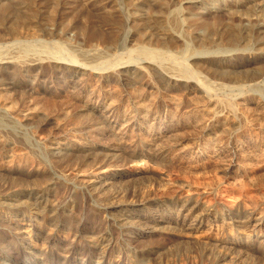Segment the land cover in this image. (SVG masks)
<instances>
[{
  "label": "rangeland",
  "instance_id": "374dc122",
  "mask_svg": "<svg viewBox=\"0 0 264 264\" xmlns=\"http://www.w3.org/2000/svg\"><path fill=\"white\" fill-rule=\"evenodd\" d=\"M106 2L113 5L102 15L88 9L84 0H0V53L13 57V63L0 67V193L30 184L49 185L48 198L57 211L50 227L64 231L54 238L46 233L49 209L42 205L39 211L0 197L6 199L0 204V264H264V225L255 230V221L242 226L230 218L241 209L264 216V49H254L252 39L240 34L254 24L255 14L264 17V1L102 3ZM170 10L183 21L177 31L166 22ZM11 27L29 30L30 37L14 40ZM145 50L153 60L149 75L132 69L136 78L132 82L116 75L120 66L142 64ZM52 56L64 58V63H82L92 71L74 75L64 64L45 62ZM34 57L44 60L29 65ZM170 65L182 71L192 65L198 86L169 85L157 66ZM102 68L109 72L103 78L95 73ZM249 92L257 101L239 102ZM87 95L95 102L100 97L113 102L122 119L124 112L131 111V100L166 116L171 128L160 143L168 152L147 153L135 129L128 131L125 142L117 141L124 121L108 130L105 107L84 109ZM207 98L219 101L226 110L228 130L215 126L203 137L219 134L212 147L217 152L174 154L177 140L200 136L199 124L210 122ZM237 102L241 106L234 105ZM232 126L241 130L236 136L246 141L234 156L229 146L235 138L228 135ZM59 140L67 148L62 144L61 155H51L49 147ZM90 177L106 190L102 202L110 195L128 202L135 193L134 199L137 194L136 200L154 204L153 208L136 206L130 218L134 225L119 228L107 210L82 191V180ZM105 179L111 183L104 184ZM23 196L26 201L28 195ZM182 203L214 209L216 217L211 216L198 232L179 229L176 221ZM146 213L162 215L170 226L145 230L146 216L139 214ZM26 223H34L32 234L40 244L33 254L22 248L17 234L10 233V228L18 225L21 230ZM152 247L158 253H148L152 259L147 261L143 250Z\"/></svg>",
  "mask_w": 264,
  "mask_h": 264
},
{
  "label": "bare ground",
  "instance_id": "6f19581e",
  "mask_svg": "<svg viewBox=\"0 0 264 264\" xmlns=\"http://www.w3.org/2000/svg\"><path fill=\"white\" fill-rule=\"evenodd\" d=\"M101 1L103 2L104 0H84V4H85V6L88 9L95 10V14H96V12H98V13H100V12L105 13V11H109L110 10L109 9V6L112 8V5L113 4H111V2H106V4H104ZM105 1H107V0H105ZM183 1L195 2V1H200V0H183ZM260 1H264V0H260ZM259 3H261V2H259ZM108 4H110V5H108ZM261 10L262 9L256 10L257 11L256 13H258ZM100 14H102V13H100ZM255 15H256V17L254 18L255 19L254 24L251 25V27L243 28L240 31V34L242 36H245V37H250L252 39V42H253V45H254L253 46L254 49H256L255 47L257 46L258 47V50L260 51V50H263L264 49V45H263L264 44V17L262 18V16L260 17L257 14H255ZM140 16L143 17L142 14H139V17ZM159 18L160 17H157V23H158ZM258 18H262V21L261 20L259 21ZM154 21H156V19H154ZM166 22L172 26L171 29H174L175 31H177V28H179V26L182 25L181 23L183 21L181 19H178V15L176 16L174 14L173 10H170V16L168 17V19H166ZM10 31L11 32H9V34H11V36L15 37L14 40H16L17 38H19V40H20V38H25L26 39V37L30 34V31L29 30H26V29H23V28L15 29L14 27L13 28L11 27V30ZM170 33L172 35L176 36V37H179V36H177L176 33H173L171 31H170ZM11 36H9V37H11ZM28 37H30V36H28ZM123 42H124V39H123ZM261 44L263 45V47L260 46ZM144 53L146 54V56L144 57V60H143V63L142 64L140 63L138 65H131V63H128V64H126L124 66H120V67H118L116 69V71H114V72H117L116 75L117 76H120V77L121 76L122 77L125 76L126 79L128 77V79H129L128 81L131 80L130 82H132L133 80L136 79L135 76H134V78L132 76V72H133L132 69L138 71L139 73L149 75V67H151L150 64L153 63V60L149 56L151 54V52H149L148 50H145ZM2 55L3 54L0 53V67L1 66H6L8 64L13 63V57L12 56H7V55H5V56L3 55L2 56ZM48 58H47L48 60L45 61V62H50L52 64H58V65L59 64H64L69 70H71V72L74 73V75H76V73H80L81 71H83V72H85V71H92L90 68H88L87 66H85L82 63H78V62H74V61H72L71 63H64L63 62L64 61V58L62 60L61 59L62 57L60 58L59 56H52V57H48ZM197 58L206 59L205 57H201V56L200 57H198V56H192L191 59H197ZM43 60H44V58H41V57L40 58L39 57H37V58H35V57L34 58H29V63H30L29 65H37L38 63L43 62ZM192 67H193L192 65H188V69L189 70ZM200 67H203V66H200ZM104 69L105 68H102V69H100L101 71L95 72V73H97L98 75H100L103 78L105 74H109V72L108 71H104ZM157 69L163 74V76H164V79L163 80H165L167 83H169V85L171 84L172 86H175L176 84H180L182 82L185 85L186 88H191L193 86V84H194V86L195 85L198 86V84H199V80L197 79L198 76H196V74H195L196 71L194 69L188 71V69L186 68L187 69L186 71H182V70H180V69H178V68H176L174 66H171V65L170 66H165V67H159V66H157ZM227 70H223V71L224 72H227ZM263 80H264V78H263ZM200 90H204V89L202 87H200ZM245 94H247V95H244V96L241 95V97H239V98H241V101H239V102H241V103L243 102L244 103V101H251L253 99L257 101V99H255L256 96H254V97L252 96L254 93H250L249 92V93H245ZM249 94H252V95H249ZM77 95H78V93H77ZM88 95H87V99L88 100L84 103V104H86L85 107H84V109L85 108H88L89 110H93L94 108L105 107V111L107 110V113L109 115V118H106L107 119V126H105V127L108 128V130L117 128L118 125H119V121L120 120H123L124 121L123 122V125L117 130V133H120V135H118V137H115V138H117L116 139L117 141H118V139H121L123 141L124 139H126L125 137L128 136V134H127L128 131L135 129V130H138L141 133V140H143L142 141L143 144H141V145H143L145 147L144 149H145V151L147 153H149L150 155L151 154L152 155H157V154H160V155L161 154H164L165 155L168 152V151L167 152L166 151L164 152L165 148H162V145L160 143V140L162 141V139H163L162 137H163L164 132L166 130H169V127H170L169 126L170 123L168 124V121H167L166 116H164L162 114L155 113V111L152 108H150V107L143 108L142 105L139 102H136L134 100H131V102H130V103H132V105H131L132 108L130 109L131 111L128 110L127 112H124V115H123L124 118L122 119L121 116H119L118 114H116V112H115L116 110L114 111V107H113L114 103L113 102L108 101L107 98H105V97L104 98L103 97L102 98L100 97V99H97L96 102H95V100H94L95 97L92 96V95L91 96H88ZM94 95H96V94H94ZM207 100L209 102V106L206 107V108H208V110H209V120H210V122L207 123V125L206 124L205 125H200L199 124V126L197 128H198V131H200L199 132L200 133V136H198V137H193L192 136L190 138H183V136H182L181 139L177 140L176 141V144H175L176 151L177 152H173L174 154L177 153V155L179 156V152H181V154L183 152V154H184V152L186 151V152H188L190 154L192 153V154H196V156H198L197 154H199V155L200 154L202 155L203 153L204 154H207L208 151H210L212 153L217 152V151H215L214 148L212 149V147L215 146V144H217L219 142V140H220L219 134H215L213 136L210 135V136H207V138H203V137H205L208 134V131L210 129H212L213 127H215V126H216V128H218V127L221 128L222 127V128L227 129V127L225 126V121L227 119V116L225 115L226 110H225V107H223L222 104L219 101L212 100L210 98H207ZM241 103L238 104V102H237V104H234V105H240L241 106ZM238 109H240V108H238ZM89 110L87 111V113L91 114L89 112ZM108 115H104V118H105V116H108ZM137 117H139L140 119L137 118ZM219 118H222V120H219ZM217 120H218V122L216 123ZM81 122H82V120H81ZM104 123H105V121H104ZM196 123H198V122H196ZM230 130L231 131L228 134L229 137L235 138L234 141L230 142L231 145L229 146L230 147V151H231L232 155L234 156V152H237V151H235V150H237L236 148L237 147H240V146L242 147V145L245 144L246 141L243 140V139H241V138H239L238 136H236L237 133L241 132V130L239 128H237V127L234 128L232 126ZM139 132H138V134H139ZM83 135H85V134H83ZM228 135H226V136H228ZM74 136H75V134H74ZM74 136H72V137H74ZM246 137H248V136H246ZM76 138H80V136L79 137H75L74 138L75 140L74 139L73 140L76 141L77 140ZM83 138H85V137H83ZM131 138H132V136H131ZM65 139H67V138H65ZM83 140L84 139H82L81 141L83 142ZM84 142H85V140H84ZM113 142H115V141H113ZM123 142H125V141H123ZM248 143H250V142H248ZM62 144L67 148L68 145L66 146V144L63 143V141H60V140L58 142H56V144L51 145L49 147V149H50L49 151H51V155H55V156L56 155H61V151H62L61 145ZM222 145H225V144H222ZM64 146H63V148H64ZM112 146H114V143H113ZM163 147H165V146H163ZM216 147H219V149H220V146H216ZM129 150H131V149H129ZM131 153H129L130 156H131ZM134 153H132V154H134ZM90 154H91V152H90ZM106 154L109 155L111 153H109V154L106 153ZM114 155H116V154H114ZM212 155H215V154H212ZM212 155H211V157H212ZM111 156H113V155H111ZM164 157H166V156H164ZM107 158H108V156H107ZM107 158H105V159H107ZM101 161H102V159H101ZM103 161H104V159H103ZM108 161H109V159H108ZM108 161H105V162H108ZM232 162H234V161H232ZM232 166H234V165H232ZM228 171H230V170H228ZM232 171H235V170H232ZM82 181H83V184L81 185L82 191L86 195H88V197L90 196V197L93 198V200H94V202H96V205H97L98 208L107 210L106 212L109 214V216H111L110 219L113 220L119 228H123L126 225L125 223H127V225H128V223L129 224L132 223L134 225V221L130 220V218L133 217V214L136 211L135 210V207L136 206H137L136 208H138V210L139 209L145 210V209H151V208H153V205L154 204L151 205L149 202H145V200L144 201H142V200L140 201V199L139 200H136L137 194H136V198L134 199V194L135 193L132 194V197H133L132 199H131V197H129L131 200H129L128 202H127V199L126 198L122 200L119 197L111 196V195H110V197H107L108 198L107 200H105L104 202H102V199L101 198H103L106 195V190H103V187L101 189H99V187L97 186L98 185L97 183L99 181L96 178H92V177L87 178V179H83ZM113 182H115V181H112V183ZM52 183H53V181L51 180L50 181V185H52ZM110 183H111V179H105L104 184L109 185ZM49 189H51L49 187V185H43V186L42 185L41 186H38L37 185L36 186V185H31L30 184V185H26V186H24L22 188H19V189H17L14 192H10L9 191L6 194H1L0 193V197H6L9 200H13L14 202H18L17 204H15V205H18V206H20V205L23 206V204L25 203L28 206V208H32V209H35V210H39L40 211L41 205H42L43 208L49 209V210H47L48 213H49V215L46 214V215H48V219H47L48 220V223L46 224L47 225L46 226V231H47L46 233L51 238H54V237L58 236V234L61 235V233H64V231L61 228L60 229L57 228L55 230H52V228L50 227L51 223H53V221H55V219H54L55 217L54 216H55V213L57 211L54 208V207H56V206H54L56 204L53 203L54 204L53 205L50 202L51 197H50V199L48 198V192L49 191L51 192V190H49ZM23 195H28L26 201L22 200V197H24ZM19 196H21V199L18 198ZM143 199H145V198H143ZM99 200H101L102 203ZM4 201L3 200L1 201V199H0V204H2ZM13 201H11V202L8 201V202L9 203H12ZM8 202H5V203H8ZM130 202H132V203H130ZM155 202H156V206H157V204H159V203L157 201H155ZM194 205H193V207H188L186 204H183V203L181 204V211L182 212L181 213H178L177 212L178 213V215L176 214L177 215V221L176 220H173V221H176V226H178L179 229H185V230H187L189 232H198L204 225H206L205 223H208L207 221H210V219H211L210 217L211 216H214V218L216 217V214L217 213H216V211L214 209L199 208L198 205H195V206ZM71 206H72V204H71ZM69 207H70V204H69ZM66 208H68V207H66ZM169 209H171V208H169ZM43 210H45V209H43ZM176 211H178V210H176ZM149 213H148V215H147V213L146 214H139V215H145L146 216L145 217L146 220H145V222L143 224L145 226V230L146 229H149L150 232H152V231H156L159 225L162 228L169 227L170 226L169 220L166 219V218H164L162 215H158V216L156 214H154V215L150 214L149 215ZM57 217H58V214H57ZM190 217H192L191 220H189ZM230 218H233V220L234 219H237V222L239 221L242 224V226H245V225L249 224L251 221H255L254 224H253L254 229L255 228L256 229L257 228L260 229L262 227V225H264V216L255 217L253 215V213H251V212L250 213H245L244 211H242V209L241 210H236V211L232 212ZM33 222H34V220H33ZM25 225H26V227L23 228V229H21V230H17V229H19V228H17L18 225L15 226V227H13V228H10V230H11L10 233L17 234L19 236V238H20L19 240H21L22 243H23V244L21 243L22 248L23 249H26L27 250L26 251L27 253H32L33 250L36 251L37 249H39V245L40 244L36 241L37 239L36 240L34 239L35 237H33V234H32V228L35 227L34 223H31V224L26 223ZM133 225H130V226H133ZM138 229H141V228L138 227ZM2 235H5V233L2 234ZM106 239H108V238H106ZM42 245H43V243H42ZM106 245H108V243ZM233 249H234V247H233ZM19 250H21V247H19ZM28 250L31 251V252H28ZM242 251H244V250H241L238 253H241ZM148 253L153 254V255H157L158 251H156L155 249L154 250H151V251H149L147 249H144L143 250V254H145L146 256L145 255H142V256H145V258L147 259V261H149L150 259H152L151 257H149ZM220 257H221V255H219L217 257V259H219ZM140 259L146 260V259H143L141 257H140Z\"/></svg>",
  "mask_w": 264,
  "mask_h": 264
}]
</instances>
